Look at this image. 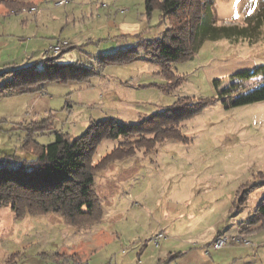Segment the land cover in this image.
I'll return each instance as SVG.
<instances>
[{
  "label": "rangeland",
  "instance_id": "obj_1",
  "mask_svg": "<svg viewBox=\"0 0 264 264\" xmlns=\"http://www.w3.org/2000/svg\"><path fill=\"white\" fill-rule=\"evenodd\" d=\"M58 1L0 0V63H32L68 41L58 60L98 73L0 92V152L17 151L23 126L36 119L73 136L109 117L155 132L98 146L99 222L73 225L54 212L17 217L1 207L0 264H264V222L249 223L264 196V100L231 103L260 81L240 74L264 65V27L253 41L206 40L194 57L171 63L169 79L144 48L130 62L107 58L159 37V9L148 15L145 0ZM208 1L218 23L246 24L264 7ZM230 86L238 92L223 94ZM34 139L48 144L55 131ZM112 151L119 159L104 161ZM221 235L242 241L214 248Z\"/></svg>",
  "mask_w": 264,
  "mask_h": 264
},
{
  "label": "trees",
  "instance_id": "obj_2",
  "mask_svg": "<svg viewBox=\"0 0 264 264\" xmlns=\"http://www.w3.org/2000/svg\"><path fill=\"white\" fill-rule=\"evenodd\" d=\"M145 6L148 15L155 9L160 10L161 23H165L166 28L159 37L141 40L130 50L107 56L108 63L133 61L139 48H144L170 79L171 63L194 57L206 40L243 38L253 41L264 27V7L248 16L246 24H237L218 23L208 0H145ZM64 48L58 54L50 53L32 63L0 71V92H23L46 79L85 78L98 73L76 64L61 63L58 58ZM240 76H259L260 81L231 103L241 105L264 100V65L242 72ZM236 92L238 89L234 90L233 86L222 91L230 96ZM144 123L124 125L114 117L103 118L91 122L82 134L73 136L57 130L49 118L31 121L23 126L27 135L21 147L17 151L0 152V208L9 205L17 217L54 212L73 225L99 222L103 209L94 185L96 172L103 163L94 164L93 157L104 139L155 132L151 127L145 128ZM49 130L55 131L52 142L35 141L36 134ZM113 159H119L115 151L104 161ZM257 185L253 182L249 187ZM246 188L242 190L248 191V186ZM245 197L242 195L240 201ZM261 222H264V196L249 219L253 226Z\"/></svg>",
  "mask_w": 264,
  "mask_h": 264
},
{
  "label": "built area",
  "instance_id": "obj_3",
  "mask_svg": "<svg viewBox=\"0 0 264 264\" xmlns=\"http://www.w3.org/2000/svg\"><path fill=\"white\" fill-rule=\"evenodd\" d=\"M66 0H59L57 3L58 4H63ZM68 43V41H60L59 44L57 46H55L53 49L55 52H59L61 47L66 45ZM229 241H242L240 238H236V237H228L226 235H221L219 236L217 239L214 240L213 242V247L214 248H221L224 245H226L227 243H229ZM67 264H87L83 261H76V262H72V263H67Z\"/></svg>",
  "mask_w": 264,
  "mask_h": 264
},
{
  "label": "crops",
  "instance_id": "obj_4",
  "mask_svg": "<svg viewBox=\"0 0 264 264\" xmlns=\"http://www.w3.org/2000/svg\"><path fill=\"white\" fill-rule=\"evenodd\" d=\"M12 62H11V60L9 59V60H5V61H2V63H0V66H4L5 68L7 67V66H9L10 64H11ZM12 67V66H11ZM7 68H10V67H7ZM6 68V69H7ZM2 70H4V69H2ZM65 257H67V256H65ZM72 262H75V261H72Z\"/></svg>",
  "mask_w": 264,
  "mask_h": 264
}]
</instances>
